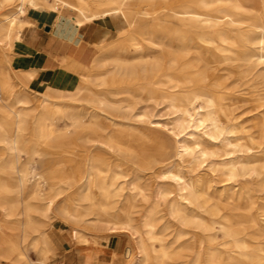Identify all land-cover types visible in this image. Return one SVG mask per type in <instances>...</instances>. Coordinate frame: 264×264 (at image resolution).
Listing matches in <instances>:
<instances>
[{"label": "bare ground", "instance_id": "obj_1", "mask_svg": "<svg viewBox=\"0 0 264 264\" xmlns=\"http://www.w3.org/2000/svg\"><path fill=\"white\" fill-rule=\"evenodd\" d=\"M36 17L53 22L64 45H78L85 25L107 37L114 21L118 33L91 59L86 49L61 57L81 81L36 92L35 71L12 66L16 53L33 52L23 37ZM221 62L238 73L259 66L248 83L264 85V0H0V264H50L58 244L29 200L52 212L60 182L74 189L61 211L76 221V238L89 241L96 226L126 232L128 264H264L255 194L264 191V90L250 93L251 114L236 115ZM131 82L171 107L174 158L144 128L146 113L135 119L130 99L91 85ZM50 148L66 155L42 193L32 168ZM169 222L178 225L172 239Z\"/></svg>", "mask_w": 264, "mask_h": 264}, {"label": "rangeland", "instance_id": "obj_2", "mask_svg": "<svg viewBox=\"0 0 264 264\" xmlns=\"http://www.w3.org/2000/svg\"><path fill=\"white\" fill-rule=\"evenodd\" d=\"M28 14L30 17H34L31 11ZM42 20V23L40 22V24L36 25L42 27V25L46 22L51 27L49 30L52 31L51 33H53V22L50 20L48 22L43 18ZM115 24L116 23L113 21L112 33L107 37L105 35L103 36L102 32H100L97 33L94 38H91L89 42L85 44V47L84 44L82 45V47H84V49H86L88 52V59H91V57L95 55L94 53L99 51L101 44L109 42L115 38L116 33H118L115 28ZM87 29H90L89 26H82L80 31L85 33L87 32ZM16 54L12 60V63L13 65L18 66L15 61L18 55L22 53ZM71 64L75 67L73 61ZM218 67L219 70L217 73L219 74V82L226 86V89L224 90L229 92L227 97L232 98L235 101V104L238 106V108L234 110V113L236 115H240L241 118L251 114L249 113V109L252 104V101L250 100V93L264 90V85L259 84L258 86L255 84V81H251V83H248V81L251 80V78L258 79L257 76L260 74V67L258 66L254 68V70L250 73L243 70L241 73H238L237 70L234 68L232 69L231 66H227L225 62H221ZM76 70V72L79 74L77 78L78 80L80 79L79 81H81L80 74L82 71L79 68H76ZM91 85L94 90L108 94L111 98L130 99L132 101V106L128 109H125V111H127L126 113L129 115H135V119H137L140 114L146 113V115L142 117L145 120L144 128L146 126H151L152 128H149L150 130L148 132H150L158 140L166 143L168 148L167 155L174 158V147L176 145L175 138L168 130L171 128V126H173L172 118L174 117V114L171 112V107H168L166 104H157L153 98L148 99L153 94L150 91L151 86L148 88H141L139 84L134 82L119 86L103 87V85ZM115 91H120L121 93L115 94ZM29 96L33 97L31 94H29ZM32 141L33 143L38 142L37 139H33ZM64 153L65 152L62 150L50 148L48 150H44L41 155H36V161L33 165L32 172L33 174H36V177H39L36 179V182L38 189L40 188L42 193L49 191V185L47 184L46 178L50 176V173L54 176H59L62 174L61 169L64 165L60 163L59 160L60 158L64 157V155H66ZM26 156V154H22L23 158H26ZM66 164L69 165V163ZM126 166L127 164L122 165L124 172H127V169L125 168ZM127 173H130V171L128 170ZM33 177L34 176L32 175L29 176L30 181L34 180ZM59 185L64 192L61 194V197H59L58 202L54 205L52 212L46 211L42 200H29L31 204L35 206L33 215H36L45 222L44 228L48 230V232H51L53 236L52 238H54L58 244L56 246L55 253L49 259L50 264H128V253L133 252L131 246L132 239L128 233L119 232V230L113 231L107 226H96V228L87 230L89 232V241L80 242L76 238V232L74 230L75 226H77L76 221L72 219V217L68 216V214H63L61 211L66 199L73 194L74 189L69 186V183L60 182ZM255 194L257 195V202L263 203L264 191L257 190ZM3 217L4 215L0 211V218L2 219ZM89 223L93 222L90 221ZM167 226V239H172V235L174 234L178 225L174 222H169ZM2 234L5 237L8 236V233ZM29 254L32 259L37 260V254L34 249H30ZM184 264H188V262H185Z\"/></svg>", "mask_w": 264, "mask_h": 264}, {"label": "crops", "instance_id": "obj_3", "mask_svg": "<svg viewBox=\"0 0 264 264\" xmlns=\"http://www.w3.org/2000/svg\"><path fill=\"white\" fill-rule=\"evenodd\" d=\"M43 19L49 22L48 19ZM41 21H43L42 17H36L35 25L27 28L23 37V43L31 48L33 52L19 54L15 61L18 66L13 65V63L12 66L15 70L31 69L35 71L33 79L28 82L29 88L33 91L43 92L48 86L59 89L70 88L74 83L79 81L77 78L79 74L77 75L78 72H76L77 70L71 64L70 60L67 59L62 61L61 57H67L70 50L75 52L84 49L85 44L89 42L91 38H94L97 33H100L101 30L98 28L96 29V27H89L90 29H87V32L83 33L80 31V28H78L76 35L79 39V44L76 46L64 45V43H61L59 39L56 38L54 32L51 34L52 31L46 30V27L51 29L49 24L45 22L42 27L36 25L40 24ZM85 26L88 27V25ZM83 44L84 47H82Z\"/></svg>", "mask_w": 264, "mask_h": 264}, {"label": "water", "instance_id": "obj_4", "mask_svg": "<svg viewBox=\"0 0 264 264\" xmlns=\"http://www.w3.org/2000/svg\"><path fill=\"white\" fill-rule=\"evenodd\" d=\"M46 30H49L48 27H46Z\"/></svg>", "mask_w": 264, "mask_h": 264}]
</instances>
